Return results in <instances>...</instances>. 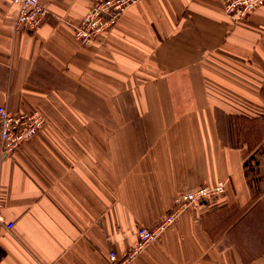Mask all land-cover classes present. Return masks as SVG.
Listing matches in <instances>:
<instances>
[{
    "label": "crops",
    "instance_id": "crops-1",
    "mask_svg": "<svg viewBox=\"0 0 264 264\" xmlns=\"http://www.w3.org/2000/svg\"><path fill=\"white\" fill-rule=\"evenodd\" d=\"M98 1L40 0L21 32L0 0V106L47 118L0 155V264H110L220 181L131 264H264V1L234 22L225 0H138L85 45Z\"/></svg>",
    "mask_w": 264,
    "mask_h": 264
},
{
    "label": "built area",
    "instance_id": "built-area-1",
    "mask_svg": "<svg viewBox=\"0 0 264 264\" xmlns=\"http://www.w3.org/2000/svg\"><path fill=\"white\" fill-rule=\"evenodd\" d=\"M264 0H225V14L234 22L246 20L257 10ZM18 7L15 30L32 32L48 16L49 10L43 7L40 0H11ZM138 0H100L94 3L80 23L74 27L75 39L85 45L100 40L117 24L125 11L135 5ZM47 118L40 111L14 115L7 107L0 106V155L12 156L24 144L32 140L45 126ZM227 190V182L220 181L212 188H201L185 194L180 204L174 208L156 228L145 226L138 228V241L129 248L121 259L111 252L110 264H131L151 244L157 242L168 226L187 209L210 201L223 195ZM15 223L4 216V207L0 203V231H11Z\"/></svg>",
    "mask_w": 264,
    "mask_h": 264
},
{
    "label": "water",
    "instance_id": "water-1",
    "mask_svg": "<svg viewBox=\"0 0 264 264\" xmlns=\"http://www.w3.org/2000/svg\"><path fill=\"white\" fill-rule=\"evenodd\" d=\"M202 204H204V203H202ZM202 204H200V205H202Z\"/></svg>",
    "mask_w": 264,
    "mask_h": 264
}]
</instances>
